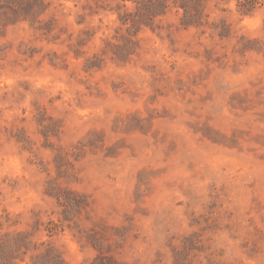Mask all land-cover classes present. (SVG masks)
Returning <instances> with one entry per match:
<instances>
[{"label":"clouds","instance_id":"1","mask_svg":"<svg viewBox=\"0 0 264 264\" xmlns=\"http://www.w3.org/2000/svg\"><path fill=\"white\" fill-rule=\"evenodd\" d=\"M0 264H264V0H0Z\"/></svg>","mask_w":264,"mask_h":264}]
</instances>
